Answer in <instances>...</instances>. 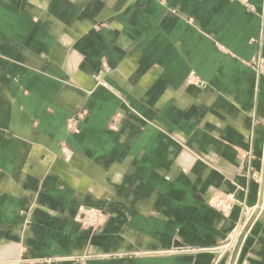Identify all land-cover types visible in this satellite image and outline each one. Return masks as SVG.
<instances>
[{
    "label": "crops",
    "instance_id": "crops-1",
    "mask_svg": "<svg viewBox=\"0 0 264 264\" xmlns=\"http://www.w3.org/2000/svg\"><path fill=\"white\" fill-rule=\"evenodd\" d=\"M246 1L0 0V264L212 263L150 253L222 241L238 208L218 193L261 202L264 0ZM80 209L107 223L83 231ZM237 264H264V214Z\"/></svg>",
    "mask_w": 264,
    "mask_h": 264
},
{
    "label": "rangeland",
    "instance_id": "rangeland-1",
    "mask_svg": "<svg viewBox=\"0 0 264 264\" xmlns=\"http://www.w3.org/2000/svg\"><path fill=\"white\" fill-rule=\"evenodd\" d=\"M240 1L242 4L245 5V7L247 8L248 11H253L252 10V6L246 1V0H238ZM250 43H255L256 41L251 38L249 40ZM251 63V67H257L259 66V60L258 59H252L250 61ZM199 93H201V90H198ZM80 113H77L75 115V122H78L80 120ZM70 123L68 125V129L70 132L72 131H76L77 129V124L76 123ZM256 181L259 183V175H257L256 177ZM261 202L258 204H255L253 206H248L246 205V203H243L241 201H238L236 199V195L234 193H218L217 195H215L214 199L208 203V206L214 210L215 212H217L222 218H228L230 217V215L232 214L234 208L237 206L238 208V212H237V216L236 219L231 227V229L229 230V232L227 233V235L225 236V238L218 242L217 244H215L212 247H207V248H213V247H219L225 244L226 239L229 237V235L231 234V232H233L234 228L236 227L237 224L240 225H244L245 221L241 220V216L242 213L247 214V225L245 226V229L242 231V235L239 237V242L236 246V248L230 253H226L224 254L223 257L221 258H216L215 254L209 253L212 255V263L211 264H220V261H222L223 259L229 260L230 263H225V264H237V259L239 256V253L245 243V241L247 240V238L249 237L252 228L254 227V225L257 223V221L260 219L261 215L264 214V187H262L261 190ZM216 199H222V200H235L236 203H241L245 206V210H240L238 204H234V206L232 207V211L229 214H224V212L222 211V208H214L210 205H214V201ZM242 211V212H241ZM80 213L82 217H78L79 215L77 214V218H76V223L79 225V227L83 230V231H88L89 233H93L96 230H98L100 227L104 226L107 223V220L105 218V215L99 211V210H95V209H86L85 211L80 209ZM183 250H187V249H192L194 247H177ZM175 248H170V249H165V250H158L155 251L153 253L150 254H154V255H158V256H170V255H193L192 253H188V252H183V253H178V254H172L170 253L171 251H173ZM195 249H200V248H195ZM182 252V250H180ZM199 254V253H198ZM91 258H93V256H90ZM100 257H106L108 258L109 255L108 254H104L101 255ZM81 257H76V256H67V255H60V256H54L51 261H78L80 260ZM50 261V260H49Z\"/></svg>",
    "mask_w": 264,
    "mask_h": 264
},
{
    "label": "built area",
    "instance_id": "built-area-1",
    "mask_svg": "<svg viewBox=\"0 0 264 264\" xmlns=\"http://www.w3.org/2000/svg\"><path fill=\"white\" fill-rule=\"evenodd\" d=\"M234 204H238V206L240 207V210H245V206L241 203H236V201L233 199L231 201L229 200H222V199H216L214 201V205H210L214 208H222V211L224 212V214H229L232 211V207L234 206ZM241 211V212H242ZM247 214L242 213L241 216V220H244L245 223L244 225H240L237 224L236 227L234 228L233 232H231V234L229 235V237L226 239V242L224 245L219 246V247H213V248H200V249H187V250H183L180 248H175L173 251H171L170 253L172 254H178V253H192V254H198V253H212L215 254L216 258H221L224 256V254L226 253H231L237 246L238 242H239V237L242 235V231L245 229V226L247 225ZM247 220V221H246ZM182 250V252L180 251Z\"/></svg>",
    "mask_w": 264,
    "mask_h": 264
}]
</instances>
